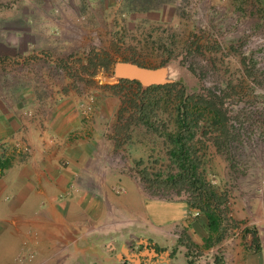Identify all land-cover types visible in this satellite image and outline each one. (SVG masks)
Returning a JSON list of instances; mask_svg holds the SVG:
<instances>
[{
  "label": "rangeland",
  "instance_id": "374dc122",
  "mask_svg": "<svg viewBox=\"0 0 264 264\" xmlns=\"http://www.w3.org/2000/svg\"><path fill=\"white\" fill-rule=\"evenodd\" d=\"M22 58L29 62L25 64ZM102 60L107 61L106 68L99 66ZM119 63L160 71L157 85L177 83L188 96L210 92L220 102L229 130L236 135L226 151L232 160L227 162L225 154L215 151L211 144L214 134L207 132L198 138L204 140L200 152L203 175L225 198L223 240L239 237L249 249L264 248L259 195L264 180V0H0L3 104L12 106L15 92L23 95L24 89H31L34 111H21L19 118L34 122L42 132L57 106L68 103L80 123L75 140L89 142L96 150V160L83 169L99 180L106 172L114 173L109 182L112 193L123 194L121 215H127L128 207L140 208L135 188L125 186L126 177L139 187L147 208L152 202L178 206L185 201L184 195L149 196L135 175L132 161H148L147 166L155 171L165 169L168 137H156L152 129L131 122L130 98L136 89L116 87L119 79L114 69ZM161 94L157 118L162 122L154 124L158 132L162 126L173 130L177 105L176 95ZM22 128L23 136L10 147L0 146V163L6 159L9 165L13 157L35 152L37 146L27 143ZM85 176L83 186L96 190L91 174ZM147 208L142 221L148 229ZM193 213L187 209L178 221L202 217ZM183 227L173 230L169 239L175 250L181 248L187 264H225L219 243L209 249L193 245ZM147 234L142 235L141 247L133 252L138 254L129 258V264L152 255L154 247ZM30 237L32 241L22 243L13 254L5 252L8 245L2 244L0 255L5 264H57V257L55 262L47 258V249L56 252L62 243L49 248L35 234ZM108 241L91 237L77 248L93 251L96 260L103 262L111 257L107 256ZM127 244L121 254H128L133 242Z\"/></svg>",
  "mask_w": 264,
  "mask_h": 264
},
{
  "label": "crops",
  "instance_id": "0c3cea01",
  "mask_svg": "<svg viewBox=\"0 0 264 264\" xmlns=\"http://www.w3.org/2000/svg\"><path fill=\"white\" fill-rule=\"evenodd\" d=\"M21 60L25 64L29 62L26 58ZM27 89L22 91L23 95L21 91L15 92L16 99L10 107L3 104L0 96V146L10 147L13 140L23 136L22 127L27 143L37 146L31 155L13 157L6 168L0 169V247L8 245L4 251L13 254L22 243H30V235L35 234L36 240L47 243L49 248L56 242L62 243V248L56 252L50 253L47 249V258L54 261L57 257V264H129V258L138 254L133 252L141 247L142 235L148 231L154 251L150 257L136 258L137 264H187L181 248L175 250L169 237L173 236V230L184 226L189 240L199 246L207 234L205 219L178 221L184 218V203L177 206L152 202L147 208L139 187L128 177L125 186L135 188L140 208L128 207L127 215H121L119 208L123 206V197L120 196L123 194L112 193L113 184L109 182L114 173L106 172L99 180L92 171L83 169L96 158V150L89 142L75 140L74 132L80 126L77 115L68 103L60 104L50 123L39 132L34 122L19 118L21 111H34L33 91ZM99 166L105 171L104 166ZM87 174H91L96 190L90 191L83 186V177ZM123 189L125 192L126 188ZM146 208L151 219L148 229L146 221H142ZM97 233L99 236L95 235ZM91 237L94 241L108 239L110 252L107 256L111 257L97 261L93 251L77 248L79 242ZM238 238L219 242L225 264H264V248L249 249ZM130 242L133 244L126 250L128 254H121L124 245ZM0 256V264H5Z\"/></svg>",
  "mask_w": 264,
  "mask_h": 264
},
{
  "label": "trees",
  "instance_id": "16d2710c",
  "mask_svg": "<svg viewBox=\"0 0 264 264\" xmlns=\"http://www.w3.org/2000/svg\"><path fill=\"white\" fill-rule=\"evenodd\" d=\"M99 66L106 68L107 61H100ZM126 85L136 89L135 93L131 94L134 98H130L131 118L134 120L131 122H138L152 129L156 137H168L163 153L167 165L164 170L155 171L147 166L148 161H132L137 170L135 175L143 185L141 189L152 197L184 195L186 210L196 212L206 221L207 234L202 241L203 248L209 249L217 245L225 235V228L222 226V222L226 220L225 198L205 181L200 153L204 140L198 138L212 132L213 148L217 153L225 154L227 162H231L232 159L226 151L228 143L233 141L236 135L229 130L220 102H217L210 92L206 95L188 96L177 83L142 87L136 81L119 79L116 87L123 89ZM161 92L176 95L177 105L173 130L162 126L161 132H158L154 124L157 121L162 122L157 118ZM152 94L159 97L155 99V96L151 97ZM201 125H204V132H199ZM7 163L6 159L0 163V169L6 168ZM178 242L180 243V240Z\"/></svg>",
  "mask_w": 264,
  "mask_h": 264
},
{
  "label": "water",
  "instance_id": "95a60500",
  "mask_svg": "<svg viewBox=\"0 0 264 264\" xmlns=\"http://www.w3.org/2000/svg\"><path fill=\"white\" fill-rule=\"evenodd\" d=\"M114 75L118 79L136 81L142 87L160 84L161 72L141 68L130 63H119L115 66Z\"/></svg>",
  "mask_w": 264,
  "mask_h": 264
},
{
  "label": "built area",
  "instance_id": "2783aa9c",
  "mask_svg": "<svg viewBox=\"0 0 264 264\" xmlns=\"http://www.w3.org/2000/svg\"><path fill=\"white\" fill-rule=\"evenodd\" d=\"M115 192L118 194V192H120V190H115ZM259 195L261 198V202L263 204V213H264V180L261 182V186L259 189ZM193 216H197V213H193ZM262 232L264 234V215H263V219H262Z\"/></svg>",
  "mask_w": 264,
  "mask_h": 264
}]
</instances>
